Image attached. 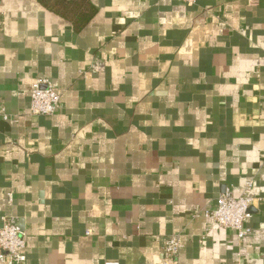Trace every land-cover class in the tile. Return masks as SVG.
<instances>
[{
    "label": "crops",
    "instance_id": "1",
    "mask_svg": "<svg viewBox=\"0 0 264 264\" xmlns=\"http://www.w3.org/2000/svg\"><path fill=\"white\" fill-rule=\"evenodd\" d=\"M41 1L0 0V208L25 264H164L173 234L176 264H264V0ZM39 80L53 116L31 115ZM227 188L262 199L242 241L204 215Z\"/></svg>",
    "mask_w": 264,
    "mask_h": 264
},
{
    "label": "built area",
    "instance_id": "2",
    "mask_svg": "<svg viewBox=\"0 0 264 264\" xmlns=\"http://www.w3.org/2000/svg\"><path fill=\"white\" fill-rule=\"evenodd\" d=\"M188 5H195L199 0H180ZM105 64L97 61L93 65L94 72H102ZM30 112L32 116H53L62 108L61 94L48 80H39L31 88ZM9 119L4 106L0 103V120ZM253 182L247 184V190L252 189ZM9 200H13L12 194ZM255 198L245 191L236 196L232 188H227L216 200L212 209L204 211V215L212 221V227L224 228L234 231L239 240H244L251 232L248 221L252 217L251 209ZM198 214H196L197 216ZM91 235V232H87ZM26 236L18 227L16 218L1 213L0 208V261L2 264H25L27 257ZM181 234L170 236L164 246V264H176L183 249ZM104 264H119L118 262L106 261Z\"/></svg>",
    "mask_w": 264,
    "mask_h": 264
},
{
    "label": "trees",
    "instance_id": "3",
    "mask_svg": "<svg viewBox=\"0 0 264 264\" xmlns=\"http://www.w3.org/2000/svg\"><path fill=\"white\" fill-rule=\"evenodd\" d=\"M41 1V0H40ZM41 2H43V4L45 5V6H49L48 4H46L43 0L41 1ZM50 7V9H52V10H54V8L52 7V6H49ZM56 10H57V12H59V13H62L61 11H58V8H56ZM80 25H85V24H80Z\"/></svg>",
    "mask_w": 264,
    "mask_h": 264
}]
</instances>
